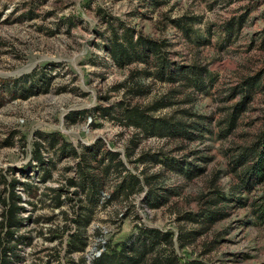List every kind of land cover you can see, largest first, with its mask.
Listing matches in <instances>:
<instances>
[{"label":"rangeland","instance_id":"obj_1","mask_svg":"<svg viewBox=\"0 0 264 264\" xmlns=\"http://www.w3.org/2000/svg\"><path fill=\"white\" fill-rule=\"evenodd\" d=\"M157 1L0 0V190L8 195L16 181L15 264H89L99 243L119 253L152 231L159 237L140 264L157 255L159 264H264V176H251L253 161L242 156L264 127V0ZM130 31L163 45L174 80L156 76L153 54L147 62L112 56L113 41L126 45ZM191 66L206 68L200 87ZM257 74L229 126L243 97L235 88ZM134 107L169 121L172 132L124 125L121 115ZM63 143L77 153L95 146L97 160L104 148L123 165L120 176H106L83 252L68 250L75 227L67 218L86 197L67 187L78 158L58 153ZM37 148L55 163L49 176ZM140 153L167 163L142 162ZM120 181L132 182L127 196L115 194ZM58 187L68 190L61 207L42 194ZM205 208L217 212L209 225Z\"/></svg>","mask_w":264,"mask_h":264},{"label":"trees","instance_id":"obj_2","mask_svg":"<svg viewBox=\"0 0 264 264\" xmlns=\"http://www.w3.org/2000/svg\"><path fill=\"white\" fill-rule=\"evenodd\" d=\"M153 3H159L157 0H153ZM177 24L183 27H187L186 21H183L182 18L177 19ZM230 28V25H227ZM134 34L132 31L127 32L125 34L126 45H122L120 42L116 40L113 41L112 46L110 47V52L112 56L120 62H132V61H141L147 62L150 54L158 57V68L155 71L157 77L163 78L167 71V77L171 79H175L172 74L174 69L167 68V65L170 63L164 55H160V50L163 45L156 40H152L149 38L143 37L141 34L137 35L134 40ZM166 69V70H165ZM189 72L192 74L193 84L197 87H200L204 82V76L206 72V68L199 66H191L189 67ZM260 74L246 77L242 80V83L235 88L238 92H242L243 97L239 100V103L235 106V113L232 115V120L229 126H232L235 122V114L244 109L246 101L251 98V94L256 86L259 84ZM161 105L157 103V101L145 108L147 110H152L155 108H159ZM105 114V111L104 113ZM123 118L124 125H133L140 129V131H144V134H153V135H167L172 132L173 126L168 123L169 121H165L163 118L152 117L138 109L137 107L131 108L129 111L126 109L121 115ZM182 129V127H179ZM133 146H136L133 145ZM35 156L38 162H43L46 164L45 171L43 170L44 176H49V168L53 166L55 163L51 160L45 161L41 159V154L39 149H35ZM96 147L92 146L85 151L77 153L74 149L69 148L64 143L58 148V153L70 154L78 158V162L76 163V176L75 179L69 178L67 180V187L71 186V184L76 185V190L80 194H84L86 199L84 201L86 205L82 204V199L79 198L80 202L77 204V209L75 210V214L73 217L67 218L69 221L73 222L75 230L70 235L69 238V252H83L84 249L88 246V236L86 234V226L91 222L93 206L96 205L102 198V192L104 188V182L106 180V176L111 174L113 171L117 176H120L123 165L117 159L116 153H111L109 150L103 148L102 155L98 158L96 157ZM242 156H250V160L253 162L248 167V170L251 176L254 177H262L264 176V127L257 134V137L252 142L251 146L248 147L247 151L242 153ZM96 160V162H94ZM107 161L105 165H103L104 161ZM138 160L145 162L146 160H152V162H161L167 163L166 159H161L153 154H145L140 153ZM102 162L103 167H100V163ZM42 164L41 166H43ZM50 164V166H47ZM76 178L78 180L76 181ZM152 179V176H150ZM146 183L151 182L148 176L144 177ZM16 181L12 180L10 182L11 188L8 191V195L5 193V190H0V203L5 207L2 215L3 220L0 222V264H15V258L19 255L16 253L15 248L16 244L19 240L22 241V236L16 235L15 231L18 226L21 224L20 218L17 216L18 210L21 208L18 205L20 197L17 195L14 185ZM131 184L130 181H120L115 186V194L127 196L128 193L131 192ZM26 188L32 189L33 187L30 184H24ZM68 190L63 187L52 188L49 191H44L42 194L47 196L48 199L51 200V204L55 207H61L62 200V192ZM51 191V192H50ZM76 191V192H77ZM69 196V195H68ZM69 198V197H68ZM218 198L214 200L216 202ZM211 203L212 201H207ZM213 202V203H214ZM102 203V202H101ZM105 202H103V206ZM212 203V204H213ZM210 207V206H208ZM216 211L211 210L209 208H205L201 210V214L203 216V222L208 225L212 223L213 218L216 217ZM2 234V236H1ZM188 234V233H186ZM184 234V235H186ZM101 235V234H100ZM146 237L143 239H135L133 245L128 248L125 246L120 249L119 253H107V244L99 243L98 246L103 247L102 251L98 255H94L92 259L89 261V264H140L143 255L149 249L148 246H154L157 242L159 234L156 231L145 232ZM183 237L184 235L181 234ZM157 238V239H156ZM148 242V243H147ZM159 255L153 258L155 264H159ZM83 263L85 262V258H81ZM73 263V262H72ZM167 264H173L174 262L167 260ZM71 264V261H70ZM75 264V263H73Z\"/></svg>","mask_w":264,"mask_h":264},{"label":"built area","instance_id":"obj_3","mask_svg":"<svg viewBox=\"0 0 264 264\" xmlns=\"http://www.w3.org/2000/svg\"><path fill=\"white\" fill-rule=\"evenodd\" d=\"M100 251H101V249H99V251H97V253H94L93 256L98 255L100 253Z\"/></svg>","mask_w":264,"mask_h":264}]
</instances>
